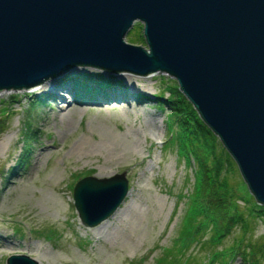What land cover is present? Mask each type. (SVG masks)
<instances>
[{
    "label": "rangeland",
    "instance_id": "obj_1",
    "mask_svg": "<svg viewBox=\"0 0 264 264\" xmlns=\"http://www.w3.org/2000/svg\"><path fill=\"white\" fill-rule=\"evenodd\" d=\"M140 34L141 28L132 24L124 41L144 45ZM72 70L59 82L73 91L54 90L65 102L41 88L0 91V264L11 254H24L38 264H153L176 239L186 208V200L176 196L190 190L193 182V166L179 159L167 142L168 110L159 111L151 96L162 90L161 78L171 77L120 73L124 75L119 78L77 67L78 74L99 73L118 81L108 86L111 91L106 94L86 98L65 77ZM123 81L132 82L141 101L127 95L132 85ZM37 96L41 103L29 110ZM66 104L75 108L67 110ZM27 122L36 133L28 130L21 137ZM6 135L10 140L4 143ZM101 165L112 170L105 177L124 172L128 193L109 217L85 226L77 217L71 190L80 178L94 176ZM230 177L235 181L240 175ZM238 203L246 207L245 202ZM126 218L130 225L121 230L118 222ZM252 237L264 241V217L252 223ZM230 241L231 236L223 243ZM199 246L191 245L188 254L205 257L207 252Z\"/></svg>",
    "mask_w": 264,
    "mask_h": 264
},
{
    "label": "water",
    "instance_id": "obj_2",
    "mask_svg": "<svg viewBox=\"0 0 264 264\" xmlns=\"http://www.w3.org/2000/svg\"><path fill=\"white\" fill-rule=\"evenodd\" d=\"M135 21L144 45L124 41ZM169 75L264 205V0H0V91L40 88L67 71ZM128 192L124 172L73 186L85 226ZM5 264H38L11 254Z\"/></svg>",
    "mask_w": 264,
    "mask_h": 264
},
{
    "label": "trees",
    "instance_id": "obj_3",
    "mask_svg": "<svg viewBox=\"0 0 264 264\" xmlns=\"http://www.w3.org/2000/svg\"><path fill=\"white\" fill-rule=\"evenodd\" d=\"M134 25L141 28L139 23ZM138 36L143 41L142 34ZM65 77L82 89V95L106 94L110 90L108 86L113 83L110 77L99 73L72 72ZM79 80L82 83L79 84ZM160 82L162 90L153 93L152 100L159 111L168 110L167 142L174 146L178 158L187 166H193L194 171L190 190L176 196L186 200L176 239L172 246L161 250L153 264H229L236 259L240 264H262L264 241L253 239L252 223L264 217V206L255 200L249 205L248 198L253 197L242 179L238 177L232 181L230 177L238 173L235 163L179 91L176 82L171 78H161ZM41 101L38 96L33 98L29 110L36 109ZM28 123H24L21 137L28 130L31 134L36 133ZM23 159L21 157L20 162ZM239 200L245 202L244 209L240 208ZM206 234L207 237H204ZM230 236L231 241L224 245L223 240ZM197 242L200 250L207 252L205 257L188 254L189 247Z\"/></svg>",
    "mask_w": 264,
    "mask_h": 264
},
{
    "label": "bare ground",
    "instance_id": "obj_4",
    "mask_svg": "<svg viewBox=\"0 0 264 264\" xmlns=\"http://www.w3.org/2000/svg\"><path fill=\"white\" fill-rule=\"evenodd\" d=\"M77 71V68H74L70 73H72V72H76ZM121 75H124V74H117V77H119V76H121ZM62 77L61 76H59V77H57L56 79H54V80H52L51 82H49V83H47V84H45L44 85V88H42V87H40L41 89H44V91H46V92H50L51 94H53V97L55 98V99H57L56 101H58V100H60V101H64L65 102V100H64V97H61L60 95H56V94H54V90L55 89H61V90H63L64 92H66V93H69V91L71 90V91H73V89L71 88V87H69L68 85H65V84H60V82L59 81H61L62 79H61ZM120 78V77H119ZM122 81V80H121ZM123 82H127V81H123ZM128 83V82H127ZM129 85H132V86H130V88H129V90H130V92H131V94L130 93H127V95H131V97H133L134 96V98H136L138 101H141V98L138 96V95H136V94H134V90L132 91V89H133V84H132V82L131 81H129V83H128ZM128 85V86H129ZM124 88H126V87H124ZM70 91V92H71ZM126 94V93H125ZM124 94V95H125ZM81 96H85L86 98H89V97H91V98H93V96H95L94 94H89V95H87V94H85V95H81ZM89 96V97H88ZM84 99V98H83ZM72 101H74V100H72ZM57 106H58V104H57ZM68 106H70L69 104H66V107H67V110L68 109H70V110H73L75 107L74 106H71V107H68ZM9 140H10V137L8 136V135H6V136H4V138H3V141H4V143H6V142H9ZM111 171L112 170H110V169H108L106 166H99V167H97L96 168V171L94 172V176L95 177H105V176H108L110 173H111ZM15 184V182L12 180L11 181V183L9 182V185H14ZM129 225H130V219L129 218H126V219H122V220H120V222H118V227H120L121 228V230H125L126 228H128L129 227ZM93 231L95 232V234L97 233V231H96V228H94L93 229ZM108 234L110 235V234H112V233H110V232H108Z\"/></svg>",
    "mask_w": 264,
    "mask_h": 264
}]
</instances>
